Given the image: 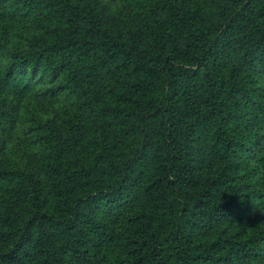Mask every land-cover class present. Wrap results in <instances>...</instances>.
I'll return each instance as SVG.
<instances>
[{"label":"trees","instance_id":"16d2710c","mask_svg":"<svg viewBox=\"0 0 264 264\" xmlns=\"http://www.w3.org/2000/svg\"><path fill=\"white\" fill-rule=\"evenodd\" d=\"M0 264H264V0H0Z\"/></svg>","mask_w":264,"mask_h":264}]
</instances>
